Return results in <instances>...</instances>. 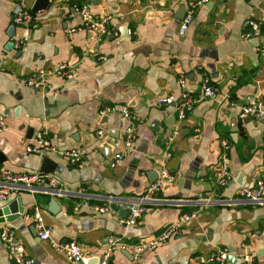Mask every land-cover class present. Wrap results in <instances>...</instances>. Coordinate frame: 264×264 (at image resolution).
<instances>
[{
  "label": "crops",
  "instance_id": "0c3cea01",
  "mask_svg": "<svg viewBox=\"0 0 264 264\" xmlns=\"http://www.w3.org/2000/svg\"><path fill=\"white\" fill-rule=\"evenodd\" d=\"M35 1L0 0V109L7 125L0 132V165L14 172L41 171L47 157L50 173L65 190L82 188L96 196L95 202L109 196L138 197L153 182V172L158 178L162 163L174 180L163 183L159 192L167 202L148 203L136 226L94 213L87 205L77 208L69 193L51 194L48 187L35 186L0 202L19 197L24 210L17 219L0 222V230L13 228L34 264H86L68 260L51 240H75L85 259L97 258L111 235L134 243L194 210L197 216L176 237L137 257L116 249L110 264H214L196 257L218 250L230 256L228 264H244L248 256L254 257L252 264H264V205L218 202L233 197L240 186L264 181V118L239 117L250 97L264 105V35L247 36L245 24L253 18L264 25V0H209L196 8L183 34L176 16L181 0H48L33 13L32 24L12 23L15 5L31 9ZM82 4L95 16L112 15L107 33L97 37L78 29L82 17L76 8ZM19 39L25 43L15 48ZM63 61L73 64L75 74L71 80L55 79L56 95L23 82L39 67L53 68ZM180 75H186L194 94L203 78L217 90L216 97L198 101L183 121L177 119L176 105L160 103L169 95L180 101ZM114 105H126L136 114L137 139L110 167L113 155L107 142H114L113 154L124 150L125 125L117 111H100ZM99 129L104 131L100 137ZM38 131L53 136L60 148L82 147V164L71 165L53 152L27 153L25 146ZM221 138L230 143L232 177L215 193L212 172ZM51 196L59 207L55 213L47 206ZM35 205L51 227L49 240L38 237ZM0 264H14L1 240Z\"/></svg>",
  "mask_w": 264,
  "mask_h": 264
},
{
  "label": "built area",
  "instance_id": "2783aa9c",
  "mask_svg": "<svg viewBox=\"0 0 264 264\" xmlns=\"http://www.w3.org/2000/svg\"><path fill=\"white\" fill-rule=\"evenodd\" d=\"M184 6V16L181 19L179 26V34H183L189 24L192 22L196 8L209 0H181ZM79 15L82 17V26L78 29L92 32L97 37H101L109 31L112 15L104 14L95 16L89 5L82 4L76 8ZM11 21L16 25H30L34 21L33 12L31 9L21 5H15ZM246 35H264V25L253 18L246 20ZM71 31H74L72 29ZM25 40L19 39L14 43L15 48H21ZM75 69L73 64L68 61L58 63L53 68L39 67L34 72L29 74L24 83L27 86L34 88L51 89L53 95L59 91V87L55 79L62 81L71 80L74 78ZM178 84L180 89V101L177 102L173 95H169L161 99V104L176 105L177 119L183 121L186 119L188 113L192 110L194 105L203 98H214L217 95V90L209 83L207 78H203L200 82L199 93L194 94L188 88V81L186 75L178 77ZM110 111H117L120 114L121 120L124 122L122 144L124 150L115 152L109 161V166H116L119 161L126 154V151L132 149L137 139V132L135 128L136 114L126 105L105 106L101 109V113L105 114ZM240 118L253 117L264 118V105L255 97H250L246 104H244L239 111ZM7 130L5 122V114L0 109V132ZM104 133L99 129L97 135L100 137ZM53 136H49L44 131L36 132L29 138L25 151L29 154H46L49 152L57 153L66 158L71 165H81L84 159V149L80 146L60 148L53 140ZM173 137H167L164 145L172 142ZM230 143L227 138L219 140V160L213 170L214 192L217 193L225 188L231 180L232 174L229 169L228 150ZM166 157L169 153L166 152ZM174 180V174L168 168L166 163H162L159 167L158 178L149 183L138 197L128 198L119 196L106 197L101 203L95 202V195L90 194L86 190L79 188L76 191L69 192L65 190L63 183L55 175L50 172L32 171V172H14L5 165H0V202L8 200L10 197H15L24 189H32L35 186H46L48 190L61 195L64 192L69 193L74 200V205L80 208L87 205L94 213H101L112 216L125 226H136L142 213L146 210V205L150 202L162 201L167 202V199H162L159 192L162 189L163 183H171ZM47 190V191H48ZM94 200L93 203L90 201ZM210 200L202 201L209 202ZM116 202L124 210H128L126 215H120L111 209L110 203ZM219 203L226 206H236L240 204H256L264 205V181L258 179L254 186H240L236 189L235 195L230 198H221ZM197 216L196 211L183 212L176 221L167 224L158 233L153 234L147 238L141 239L134 243H128L111 235L108 237V247L97 257L95 264H110L112 253L116 249L126 250L137 257L144 251L154 250L159 245L167 242L171 238L176 237L182 232L183 226L191 219ZM32 219L34 227L37 231L38 237L41 240H49L51 227L46 225L41 212V208L37 205L33 207ZM0 240L5 246V249L14 264H34L32 258H28L24 254L23 245L15 238V231L13 228L5 226L0 230ZM51 246L63 252L68 260L73 263H79L85 260L80 245L75 240H68L63 243L51 240ZM253 256H248L244 264H252ZM197 261L210 262L214 264H228V254L224 250H218L210 253L207 257H196Z\"/></svg>",
  "mask_w": 264,
  "mask_h": 264
},
{
  "label": "water",
  "instance_id": "95a60500",
  "mask_svg": "<svg viewBox=\"0 0 264 264\" xmlns=\"http://www.w3.org/2000/svg\"><path fill=\"white\" fill-rule=\"evenodd\" d=\"M48 4V0H36L35 3L33 4L31 10L33 13L38 12L42 9H44L46 7V5ZM184 6H181L177 12V17H179L180 19L183 18L184 16ZM13 43H10V45H12ZM108 145L110 146V151L111 154L113 155V150H114V142L108 140ZM1 160V159H0ZM41 171L43 172H50L53 171V167H52V162L47 158L44 157L43 158V164L41 166ZM153 179L151 180H155L157 177V173L153 172ZM48 193L53 194L54 192H52L51 190L47 191ZM48 210L52 213H55L56 210H58V203L56 201V199L54 198V196H51L48 200ZM110 207L113 211L118 212L121 215H126L129 213L128 210H124L123 208H121L119 206L118 203L116 202H111L110 203ZM23 207L20 203V199L19 197L14 198L13 200H11L10 202H7L6 204H1L0 206V222H4V221H13L15 219H17L21 213H23ZM126 254L129 256H132L128 251H125ZM228 259L230 260V256H228ZM84 262L86 264H95L97 262V258H92V259H85Z\"/></svg>",
  "mask_w": 264,
  "mask_h": 264
},
{
  "label": "trees",
  "instance_id": "16d2710c",
  "mask_svg": "<svg viewBox=\"0 0 264 264\" xmlns=\"http://www.w3.org/2000/svg\"><path fill=\"white\" fill-rule=\"evenodd\" d=\"M97 202L101 203V201H97Z\"/></svg>",
  "mask_w": 264,
  "mask_h": 264
}]
</instances>
